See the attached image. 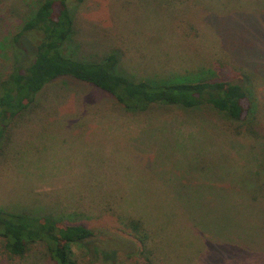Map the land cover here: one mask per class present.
<instances>
[{
  "label": "rangeland",
  "instance_id": "obj_1",
  "mask_svg": "<svg viewBox=\"0 0 264 264\" xmlns=\"http://www.w3.org/2000/svg\"><path fill=\"white\" fill-rule=\"evenodd\" d=\"M41 2L0 0V83L34 58L39 39L20 34ZM71 11L74 58L117 55L115 73L135 80L217 71L249 90L263 138L238 137L249 122L208 106L127 111L108 92L63 76L35 94L0 141V209L109 231L114 245L101 255L94 249L103 236L73 247L78 264H146L119 253L127 249L121 220L141 215L165 228L154 264H264V198L252 200L264 189V143L256 146L264 142V0H85ZM239 188L250 194L239 198ZM173 191L187 193L193 217L173 221L155 210ZM192 224L198 234L186 233ZM0 264L55 262L44 242L13 256L0 236Z\"/></svg>",
  "mask_w": 264,
  "mask_h": 264
},
{
  "label": "trees",
  "instance_id": "obj_2",
  "mask_svg": "<svg viewBox=\"0 0 264 264\" xmlns=\"http://www.w3.org/2000/svg\"><path fill=\"white\" fill-rule=\"evenodd\" d=\"M84 1L42 0L37 11L25 23L20 36L31 33L39 39V43L29 66L15 69L8 79L0 83V141L4 140L10 121L33 103L35 94L63 76H71L108 92L127 111L140 113L152 105L176 106L188 110L208 106L226 120L249 122L246 131H239L238 137L247 138L252 135L255 140L263 138L252 127L254 120L251 117L255 105L249 90L240 83L221 79L217 71L202 70L200 74L203 71L204 74L199 78L193 77L196 79L173 75L163 79L135 80L115 73L117 55L106 56L96 63H86L74 58L70 52L74 36L71 4L77 5ZM237 190L239 198L250 194L247 190ZM259 191L261 196L253 195L252 200L264 198V189ZM188 197L182 191L170 192L167 200L157 203L155 210L160 215L163 213V216L165 213L171 214L173 221H179L181 213L193 217ZM141 216L121 220L120 237L127 244V249L119 253L129 258L141 255L146 264H154V259H158L157 249L162 244L161 241L154 243V239L160 229L165 228L159 225L158 232L156 221L148 222ZM152 228L154 232L151 231ZM186 230V233L194 235L199 233L200 228L192 224ZM119 232H113L112 235L120 234ZM108 233L110 232L107 230H91L83 225L64 224L50 217L12 214L0 209V236L5 238V248L13 256H23L31 243L44 242L55 264H78L73 247H87L89 241L96 239L98 235L103 236L97 241L103 246L99 245L94 249L101 255L102 250L108 248L105 246L106 242H109V247L114 245ZM170 240L172 248L174 241ZM111 255L113 256L106 258L114 259L118 253Z\"/></svg>",
  "mask_w": 264,
  "mask_h": 264
}]
</instances>
